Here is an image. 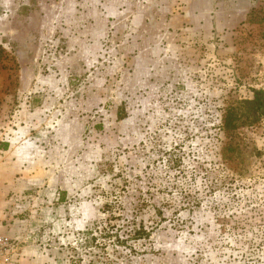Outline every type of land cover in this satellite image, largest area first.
Listing matches in <instances>:
<instances>
[{
  "label": "rangeland",
  "instance_id": "obj_1",
  "mask_svg": "<svg viewBox=\"0 0 264 264\" xmlns=\"http://www.w3.org/2000/svg\"><path fill=\"white\" fill-rule=\"evenodd\" d=\"M254 89L264 0H0V264H264Z\"/></svg>",
  "mask_w": 264,
  "mask_h": 264
},
{
  "label": "crops",
  "instance_id": "obj_2",
  "mask_svg": "<svg viewBox=\"0 0 264 264\" xmlns=\"http://www.w3.org/2000/svg\"><path fill=\"white\" fill-rule=\"evenodd\" d=\"M5 146H8V144ZM27 148L28 146L21 145L17 151L19 153L22 152L21 154H23V151H25ZM8 149L5 151H8ZM25 160L26 158L23 159V161ZM23 165L24 166H20L18 170L13 172L12 170L8 169L9 171H2V173H0V190L3 194V198H0V232L6 235L9 234L16 236L20 233H17V228H19L21 224H25L18 219L13 220L14 216L10 217L7 222L1 221L2 217L4 218L5 215H10L14 210L15 206H11V204L16 201L17 195H22L30 189H33L34 185L31 176L33 174V170L29 166H25L24 162ZM7 208L10 209L9 212L7 211Z\"/></svg>",
  "mask_w": 264,
  "mask_h": 264
},
{
  "label": "trees",
  "instance_id": "obj_3",
  "mask_svg": "<svg viewBox=\"0 0 264 264\" xmlns=\"http://www.w3.org/2000/svg\"><path fill=\"white\" fill-rule=\"evenodd\" d=\"M254 96L250 100L244 101L247 105V109L249 112L254 115L256 119H261L264 116V90L262 89H254ZM239 114L235 107H230L224 117L223 122V130L227 133V137L229 138L230 142L234 137L235 130L239 127ZM227 145H230L227 143Z\"/></svg>",
  "mask_w": 264,
  "mask_h": 264
},
{
  "label": "built area",
  "instance_id": "obj_4",
  "mask_svg": "<svg viewBox=\"0 0 264 264\" xmlns=\"http://www.w3.org/2000/svg\"><path fill=\"white\" fill-rule=\"evenodd\" d=\"M10 247L9 240L0 236V251H6Z\"/></svg>",
  "mask_w": 264,
  "mask_h": 264
}]
</instances>
